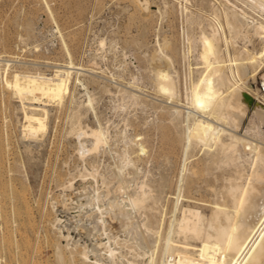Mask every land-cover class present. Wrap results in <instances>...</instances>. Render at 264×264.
Returning a JSON list of instances; mask_svg holds the SVG:
<instances>
[{
	"label": "rangeland",
	"instance_id": "1",
	"mask_svg": "<svg viewBox=\"0 0 264 264\" xmlns=\"http://www.w3.org/2000/svg\"><path fill=\"white\" fill-rule=\"evenodd\" d=\"M185 1L0 0V135L4 143L0 148V264H70L69 258L76 243L87 244L94 258L95 251L91 250L92 244L84 234L85 227L93 226L88 215L93 209L102 227L101 212L96 209L100 206L103 215L112 221L113 209L109 206L107 210L108 204H102L103 196L98 193L110 186L111 174L119 167L124 175L136 170L137 181L146 179L151 183L157 200L153 211L158 217H164L165 222L168 220L185 159L182 126L185 108L181 111V123L169 121L168 111L178 100L169 103L167 97L153 86L155 70L158 69L161 79L176 81L174 89L181 100L179 103L184 104L185 88L203 66L198 58V42H193L192 52L187 54V59L184 58L183 50L187 49L184 46L188 45L186 35L197 34L200 27L209 28V23L214 22V4L219 7L218 18L227 29L222 7L218 5L224 0H205L202 5L199 0ZM231 1L245 7L241 5L242 0ZM186 4L198 16L199 23L191 24L187 20L186 12L179 8ZM245 8L255 19L264 20V11L249 5ZM225 32L228 36V29ZM232 43L244 46V41L239 38ZM65 44L72 52L75 66L84 68L73 69L72 97L68 95L63 104L46 100L47 127L37 136L31 135L22 126L24 112L19 97L2 85L6 62L10 64L9 76L16 71L49 76L57 66L69 60ZM246 44L253 50L260 47V40L253 38ZM233 45H230L231 50ZM160 46L173 54V65L164 61ZM263 73L264 65L254 79L250 78V87L257 92L253 93V101L236 128L238 134H245L256 121L254 110L263 100L258 91ZM87 90L95 98L92 109L83 105ZM132 93L138 95L137 101L131 97ZM99 124L110 128L108 145L81 155L79 143L89 146L91 137H79L78 131ZM142 142L147 147L146 153L138 155ZM203 148L199 144L189 149L188 166L195 162L202 165L210 155L219 151L214 147L209 151ZM93 167L99 169L96 177L91 175ZM234 167L225 162L213 163L210 170H201L202 173L195 177L189 191L195 196L192 200L198 201L197 205L206 215L209 214L208 201L222 200V188L228 186V179L235 173ZM186 173L182 194L188 190L185 187ZM183 199L185 202L186 198ZM136 213V220L147 221L144 210ZM107 224L109 232L117 233L113 225ZM106 238L97 240L101 245V261L110 255ZM116 240V237L112 238L114 243ZM122 242L120 240L118 246L121 247L118 248L123 253L115 254L117 264H141L144 259L133 255ZM78 256L75 254L74 264L91 263H83Z\"/></svg>",
	"mask_w": 264,
	"mask_h": 264
},
{
	"label": "bare ground",
	"instance_id": "2",
	"mask_svg": "<svg viewBox=\"0 0 264 264\" xmlns=\"http://www.w3.org/2000/svg\"><path fill=\"white\" fill-rule=\"evenodd\" d=\"M203 1L205 0H199L200 5ZM224 1V3L222 1L218 2V5L222 7L220 9L221 12L223 11V20L228 29V36L225 32L227 29L218 18L219 7L215 4L213 7L211 6L215 11V17L212 19L214 22L209 23L208 29L200 27L197 34H187L185 32L188 45L184 46L185 48L187 46V49L183 50L184 58L192 52L193 42H198V58L203 66L198 70V76L192 79L190 85L185 88L184 104H182L183 102L179 103L181 100H179V95L174 89L176 81L169 78L161 79L158 69L155 70L153 86L167 97L169 103H172L174 99L178 100V103H172L168 111L169 121L174 122L177 120L180 122L183 113H181L182 108H185V115L182 120L185 159L179 177L178 191L175 192V201L171 207V214L169 218L165 215L168 220L165 222L164 217H158L153 211L157 207V205L155 206L157 200L155 192H153L155 189L152 188L151 183L146 179L137 181L136 176H134L136 170L124 175L119 167L111 174L113 175L111 181L113 184L111 183L112 185L106 186L105 191L98 193V195L103 196L101 199L103 200L102 204H108V207L105 206L107 210L110 208L109 206L113 209L112 221L106 218L107 215H103L104 212L100 206L98 208L94 207L100 209L102 227H100L101 224L99 225L93 209L92 213L90 212L91 214L88 215L91 219L89 223H93V226L85 227L84 234L92 244L91 250L95 251L94 258L91 257L87 244L76 243V247L71 251V258H69L72 261H70V264H74L75 254L79 255L78 257L82 259L83 263L117 264L115 254L123 253L119 249L121 245L118 246L120 240L125 242V245L132 251L131 253H134L133 255L144 259L143 262L139 261L141 264H264V96L260 92L263 100L256 104L254 110L256 121L253 122L252 127L247 129L245 134L239 133V135L236 131L253 101L255 95L253 93L257 92V89L250 87V78L253 77L251 79H254L255 75L259 73L260 67L264 65V20L255 19L246 11L245 7L249 5L254 9L264 11V0H242L241 5L245 7H239V3H234L231 0ZM194 3L198 4V2ZM179 8L182 12H186L187 20L191 24L199 23L198 16L193 14L187 4L181 5ZM238 38L244 41V46L233 45L232 41ZM253 38L260 40V47L250 50L246 43L252 42ZM222 42L224 47H222ZM230 45H233L232 50ZM65 51L69 60L66 64L57 66L54 73L49 76L43 73L17 71L9 76L10 64L6 62L7 67L3 72L5 74L4 78L2 77V85L11 89L19 97L24 112V124L22 126L31 135L37 136L39 132L44 131L47 127L48 112L44 107L47 104L46 100L47 102L54 101L59 104L66 100L65 98L72 92L70 83L72 82L73 69L80 70L84 68L79 67L80 65L75 66L72 52L66 44ZM160 53L164 54L165 62L173 65V54L162 46H160ZM175 55L177 56V54ZM86 94L87 99L83 105L92 109L95 98L88 90ZM130 95L134 100L138 98L136 93ZM109 129L99 124L97 127L78 131L79 137L81 135L91 137V145L88 144L90 147L86 146L84 142L79 143L81 144V155L87 152H96L109 143L108 140L111 137ZM2 139L0 135V148L4 145ZM181 140L179 141L181 142ZM199 144L204 147L203 149H206L205 151H209L208 149L212 147L219 151H215L216 153L214 152L208 159L204 160L203 167L198 162L188 166L189 149ZM146 148L142 142L137 150L140 152H138V155L146 153ZM241 148L243 151H241ZM219 162L233 164L235 173L233 177L230 176L231 179H228L229 183L228 186L225 185L226 189L224 186L225 190L222 188V200L212 199L214 201H208L209 214L206 215L200 210V205H197L198 201L192 200L195 199V196L191 194L192 192L189 189L192 188L196 180L195 177L198 174L200 175L201 170L208 171L211 164H218ZM98 170L93 167L91 175L96 177ZM184 172H187L185 187L188 190L186 194H182ZM212 183L214 182L212 181ZM222 195H220V198ZM96 197L100 200L97 195ZM181 197L186 198L185 202L182 201ZM142 210L148 216L145 215L148 218L147 221L136 220L135 213ZM106 222L113 225L117 233L113 230V232H109ZM105 236L108 238L110 255L109 258H104L105 260L101 261L102 257L100 258L101 251L99 249L101 245L97 243V240L99 237L103 238ZM113 237L118 239L115 243L112 241ZM121 255L123 256V254ZM63 257V255L60 257L62 261ZM65 261L64 259L63 262ZM122 262L124 263V261Z\"/></svg>",
	"mask_w": 264,
	"mask_h": 264
},
{
	"label": "built area",
	"instance_id": "3",
	"mask_svg": "<svg viewBox=\"0 0 264 264\" xmlns=\"http://www.w3.org/2000/svg\"><path fill=\"white\" fill-rule=\"evenodd\" d=\"M259 92L264 96V75L261 77L260 80Z\"/></svg>",
	"mask_w": 264,
	"mask_h": 264
}]
</instances>
